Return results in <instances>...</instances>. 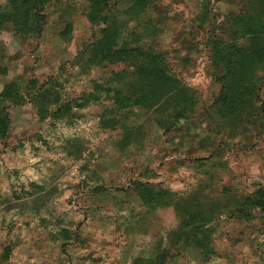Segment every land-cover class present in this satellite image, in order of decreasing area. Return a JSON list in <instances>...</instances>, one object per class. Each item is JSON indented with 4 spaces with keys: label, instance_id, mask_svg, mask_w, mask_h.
<instances>
[{
    "label": "rangeland",
    "instance_id": "obj_1",
    "mask_svg": "<svg viewBox=\"0 0 264 264\" xmlns=\"http://www.w3.org/2000/svg\"><path fill=\"white\" fill-rule=\"evenodd\" d=\"M135 1L0 29V264H264V0Z\"/></svg>",
    "mask_w": 264,
    "mask_h": 264
},
{
    "label": "trees",
    "instance_id": "obj_2",
    "mask_svg": "<svg viewBox=\"0 0 264 264\" xmlns=\"http://www.w3.org/2000/svg\"><path fill=\"white\" fill-rule=\"evenodd\" d=\"M110 0H92V8L88 14V18L91 21H102L107 25L102 29L103 34L99 39V42L94 47L95 55L100 56L107 62H114L116 60H125L129 58L128 54H134L138 52L133 49H128L124 44L119 43L118 38L120 36L119 29L111 24H108V15L105 12ZM50 0H8L6 5L0 3V29H2L7 23H11L15 31L20 34H35L38 33L43 24L46 22L47 11ZM146 0H136L135 6H146ZM238 48V47H237ZM239 52H244L243 49H238ZM140 56H144V52H139ZM139 56V57H140ZM149 63H146L139 67V74L146 80L158 79L167 80L169 77L164 73L162 68L158 65L152 66L155 63L152 56L149 57ZM8 95L3 93L0 96V101H3V97ZM10 97V96H9ZM225 98L230 99V92H225ZM48 104L51 102L48 100ZM1 107V104H0ZM4 107L0 108V114L4 113ZM9 128L8 115H4L0 119V132L2 135L6 133ZM245 204L248 206H254L264 211V191H259L254 196L246 199ZM248 213L246 212V215Z\"/></svg>",
    "mask_w": 264,
    "mask_h": 264
}]
</instances>
